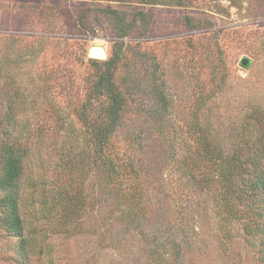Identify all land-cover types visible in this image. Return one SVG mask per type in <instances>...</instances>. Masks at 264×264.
I'll return each mask as SVG.
<instances>
[{"label": "rangeland", "instance_id": "374dc122", "mask_svg": "<svg viewBox=\"0 0 264 264\" xmlns=\"http://www.w3.org/2000/svg\"><path fill=\"white\" fill-rule=\"evenodd\" d=\"M196 5L0 0V114L8 104L15 107L14 133L28 149L17 187L24 232L30 241L25 264H154L140 234L114 219L115 193L92 211V182L99 180V174L98 165L92 167V145H96L92 113L82 111L95 68L88 61L92 45L104 46L108 57L118 52L124 57L118 75L125 88L130 84L133 100L112 138L122 157L128 152L121 148L128 149L131 142L162 146L161 138L149 137L151 101L144 87L152 66L140 51L155 55L157 78L173 101L167 124L174 132L166 127V139L173 138L175 128L185 139L199 89L209 95L204 113L209 114L210 126L227 152L231 140L237 141L234 134L243 132L240 125L247 122L245 114L261 108L264 0H197ZM101 8L152 13L149 35L120 37ZM185 15L193 17L191 25L183 20ZM245 57L249 61L243 64ZM260 134L257 128L252 138ZM148 155H156V160L164 157L150 151ZM114 157L121 159L115 153ZM2 166L0 157V176ZM172 166L166 168L165 178L176 184L178 171ZM204 189H184V212L190 214L196 231L186 242L179 241L180 247H173L174 258L168 264H264L239 222L229 221L222 229L224 221L217 213L213 190ZM149 190L159 194L158 180ZM173 205V199L165 198L152 203L149 232L158 226L163 232L174 219ZM21 238L0 225V264H23L17 260Z\"/></svg>", "mask_w": 264, "mask_h": 264}, {"label": "trees", "instance_id": "16d2710c", "mask_svg": "<svg viewBox=\"0 0 264 264\" xmlns=\"http://www.w3.org/2000/svg\"><path fill=\"white\" fill-rule=\"evenodd\" d=\"M125 1L197 7V0ZM101 9L106 12V17L120 37H128L134 33L146 36L151 31L153 14L144 9ZM183 18L186 24H192L193 17L185 15ZM139 53L149 61L147 64L152 66L149 81L144 87L151 101L147 117L153 131L149 137L155 134L157 138H161L162 146L157 143L133 145L131 142L126 150L121 146L123 151L128 152L127 156L120 155L112 138L118 127L123 124L125 115L130 112L129 107L133 100L130 84L125 88L118 75L124 57L120 52L110 55L105 60L88 57V61L95 65V68L89 79L91 84L88 86L82 111L89 110L92 113V142L96 144L92 145V167L98 165L99 174V180L92 182V211L95 207L109 202L110 194L115 193L117 212H113L114 219L123 222L126 230L140 234L147 243L151 262L168 264V261L174 258L173 247H180V242H186L194 236L192 231H196L190 225V214L184 212L185 206L187 207L182 204L186 196L184 189L187 187L205 191L204 188H209L213 190L211 195L217 205V213L224 221L222 229H226L229 221L239 222L245 239L252 248H255L260 261H264L263 100L261 108L254 107L257 109L245 114L244 119L247 122L240 125L243 132L240 135L234 134L237 141L231 140L228 152L221 144L218 133L211 128L209 114L204 113L210 100L209 95L202 93L201 89L198 90L196 108L187 122L185 139L176 128L173 138L170 139L168 136L166 139L163 135L167 133L165 130L168 127L167 123H171L173 101L166 92L164 82H159L157 78L159 63L155 55L142 51ZM15 112V107L8 104L6 112L0 114V157L3 160L0 187L4 190V194L0 196L2 210L0 225L9 234L22 237L20 247L17 249L20 255L17 260L20 259L25 264L30 241L24 232L25 223L20 212L17 187L23 174L24 158L28 149L14 133L17 128ZM251 125L252 128L249 130L248 126ZM171 127L172 125L168 127L169 133L174 132L170 130ZM257 128L261 134L253 139L252 135ZM149 151L162 153L164 157L156 160V155L147 156ZM114 153L121 159L117 160ZM169 165H173L172 167L178 171L176 184L168 181L169 176L168 180L165 178V171ZM152 176L156 179H152ZM157 180L159 194L149 190L151 184ZM179 184L185 185L177 188ZM164 198L167 201L173 199L176 203L173 205L174 210L170 209L174 219L168 221L163 232L159 231V226L158 230L149 232L152 226L149 222L151 205L154 201L161 203ZM167 207L169 209L171 206ZM177 221L180 223L179 227L176 226Z\"/></svg>", "mask_w": 264, "mask_h": 264}, {"label": "water", "instance_id": "95a60500", "mask_svg": "<svg viewBox=\"0 0 264 264\" xmlns=\"http://www.w3.org/2000/svg\"><path fill=\"white\" fill-rule=\"evenodd\" d=\"M89 57L105 60L108 58V52L104 46L92 45L89 49ZM248 58L243 59V64L248 62Z\"/></svg>", "mask_w": 264, "mask_h": 264}, {"label": "bare ground", "instance_id": "6f19581e", "mask_svg": "<svg viewBox=\"0 0 264 264\" xmlns=\"http://www.w3.org/2000/svg\"><path fill=\"white\" fill-rule=\"evenodd\" d=\"M98 45V44H97ZM98 46H102V45H98Z\"/></svg>", "mask_w": 264, "mask_h": 264}]
</instances>
